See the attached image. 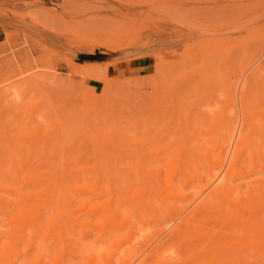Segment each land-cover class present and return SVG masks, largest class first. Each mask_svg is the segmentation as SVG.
Wrapping results in <instances>:
<instances>
[{
    "label": "rangeland",
    "instance_id": "obj_1",
    "mask_svg": "<svg viewBox=\"0 0 264 264\" xmlns=\"http://www.w3.org/2000/svg\"><path fill=\"white\" fill-rule=\"evenodd\" d=\"M257 58L264 63V0H0V207H19L42 186L53 146H82V157L107 146L112 155L109 146H125L120 131L134 141L158 130L159 144L214 146L215 130L227 136L219 121L229 109L264 106V69L242 90ZM71 238L49 255L69 245L81 263L79 246L89 243ZM12 248H0V264L14 261Z\"/></svg>",
    "mask_w": 264,
    "mask_h": 264
},
{
    "label": "bare ground",
    "instance_id": "obj_2",
    "mask_svg": "<svg viewBox=\"0 0 264 264\" xmlns=\"http://www.w3.org/2000/svg\"><path fill=\"white\" fill-rule=\"evenodd\" d=\"M261 69L264 63L253 66L243 92ZM158 79L153 80L159 84ZM151 88L147 97L154 99L157 85ZM231 112L218 122L227 136L215 130L214 146L207 141L188 146L185 140L173 148L159 144V130L134 141L120 131L125 146H116L118 151L109 146L111 159L107 146L85 152L93 164L89 158L83 162L82 146H53L47 159L56 161L46 170L45 182L20 199L28 203L18 207L21 202L10 199L13 209L8 203L0 207V236L6 234L0 248L14 247L18 264L51 259L53 264V258L57 264H264V106L256 114L248 108ZM112 130L107 134H116ZM95 151H103L98 155L103 158L108 154L109 163L101 156L97 163ZM159 222L165 225L154 231ZM68 236L76 246L89 243L79 250L73 245L81 263L73 260L78 254H71L69 245L68 252L62 246L59 254L49 255L55 241Z\"/></svg>",
    "mask_w": 264,
    "mask_h": 264
},
{
    "label": "trees",
    "instance_id": "obj_3",
    "mask_svg": "<svg viewBox=\"0 0 264 264\" xmlns=\"http://www.w3.org/2000/svg\"><path fill=\"white\" fill-rule=\"evenodd\" d=\"M82 61L83 60H89V61H98L102 59V56L99 55H85V56H81Z\"/></svg>",
    "mask_w": 264,
    "mask_h": 264
}]
</instances>
